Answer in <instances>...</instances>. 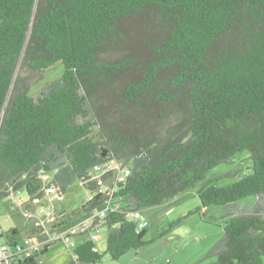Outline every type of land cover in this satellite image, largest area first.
I'll use <instances>...</instances> for the list:
<instances>
[{
	"label": "trees",
	"instance_id": "obj_1",
	"mask_svg": "<svg viewBox=\"0 0 264 264\" xmlns=\"http://www.w3.org/2000/svg\"><path fill=\"white\" fill-rule=\"evenodd\" d=\"M20 61L39 77L57 61L64 72L38 98L31 76L9 96ZM242 149L253 173L228 186L206 176ZM111 162L127 166L125 179L82 209L108 207L88 232L112 228V258L149 242L128 213L200 183L201 208L228 216L210 250L217 264H264V0H0V197L43 198L47 172L62 195ZM2 236L21 241L17 228ZM53 243L11 264H39ZM71 247L65 264L102 261L95 238Z\"/></svg>",
	"mask_w": 264,
	"mask_h": 264
},
{
	"label": "rangeland",
	"instance_id": "obj_2",
	"mask_svg": "<svg viewBox=\"0 0 264 264\" xmlns=\"http://www.w3.org/2000/svg\"><path fill=\"white\" fill-rule=\"evenodd\" d=\"M64 65L57 61L44 69L42 75L33 73L19 62L11 85L9 96L19 77L31 76L29 94L38 98L44 87L62 76ZM112 175L96 173L92 179L96 189L90 190L85 182L76 180L64 194L55 188H48L54 172H47L40 177L46 189L43 198H31L25 188L13 191L10 196L0 197V240L6 238L2 233L17 228L22 238L30 237L35 243L50 241L54 234H59L70 225H76L93 215L92 211L82 209V205L92 193L98 192L112 184L117 177L116 167ZM253 173L251 152L242 149L231 156L229 161L221 162L210 168L206 176L215 178L218 186H228ZM90 181H88L89 183ZM200 183L187 188L176 196L163 199L159 204L140 209L141 219L130 218L136 222L147 223V244L140 248H131L119 258H112L106 253L107 238L112 228L100 224L99 228L86 234L70 236V241H55L48 251L38 255L39 264H65L72 260L71 242H78L84 235L97 238L100 252L104 253L100 264H217V257L210 255L214 244L224 235V225L228 216L222 205L212 204L201 208V200L197 194ZM48 192V194H47ZM254 196L244 197V205L253 204ZM100 206L98 210H102ZM65 214V215H63ZM63 216H71V223L53 225L54 220ZM180 219L174 226L170 223ZM141 229V228H139ZM88 235V236H89ZM264 260V254L262 255Z\"/></svg>",
	"mask_w": 264,
	"mask_h": 264
},
{
	"label": "built area",
	"instance_id": "obj_3",
	"mask_svg": "<svg viewBox=\"0 0 264 264\" xmlns=\"http://www.w3.org/2000/svg\"><path fill=\"white\" fill-rule=\"evenodd\" d=\"M113 167H116L117 169V177L119 180H124L126 177V174L129 172L127 166L122 165V163L118 162H111L108 163L106 168H100L98 166L95 167L96 170H101L103 174L108 172L109 170H112ZM96 175L92 174L91 176L87 177L85 182L91 181ZM97 192V191H96ZM96 192L92 193L91 196H89V199L92 198ZM108 210V207L103 210L94 209L92 211L93 215L78 224L70 225L66 230L61 231L59 234H54L52 239L50 241H58V240H64V241H70V236L77 235V234H83L88 232L89 229H92L93 226V219L94 217H104L106 214V211ZM128 215H133L137 219H141V213L140 211H134L131 213H128ZM146 222L140 221L138 222V227H144L146 226ZM98 228H95L93 230H96ZM96 238V237H95ZM97 239V238H96ZM71 246H74V242H71ZM43 246L35 243L33 240H31L30 237H26L21 239V241L15 243L14 245H10L7 241H0V264H11V258L15 253H23L24 255H30L33 252L40 250Z\"/></svg>",
	"mask_w": 264,
	"mask_h": 264
},
{
	"label": "crops",
	"instance_id": "obj_4",
	"mask_svg": "<svg viewBox=\"0 0 264 264\" xmlns=\"http://www.w3.org/2000/svg\"><path fill=\"white\" fill-rule=\"evenodd\" d=\"M45 194H46V190H45V193H44V196H45ZM47 194H48V192H47ZM43 196V197H44ZM90 218V217H89ZM88 218V219H89ZM60 220V219H59ZM59 220H54V223H53V225L55 226V225H61V224H59ZM87 220V219H86ZM11 230V229H10ZM10 230H6V231H10ZM92 231H90V233H91ZM4 233V232H3ZM2 233V234H3ZM89 235V234H88ZM88 235H84V236H82L80 239V241L78 242V240L75 242V244H78V243H80V242H82L85 238H91V235L92 234H90L89 236ZM21 239H23L22 238V236H21ZM97 239H99V237H97ZM0 241H2V240H0ZM46 242H48V241H42V242H39L38 244H40V245H42L43 247H44V244L46 243ZM98 242V241H97ZM97 242H96V244H97ZM97 248H98V244H97ZM99 249V248H98ZM72 254L74 255V253H73V248H72ZM74 258V256H72V259Z\"/></svg>",
	"mask_w": 264,
	"mask_h": 264
}]
</instances>
